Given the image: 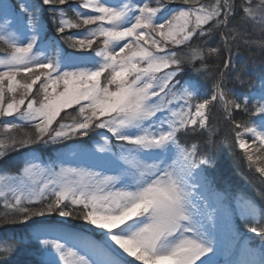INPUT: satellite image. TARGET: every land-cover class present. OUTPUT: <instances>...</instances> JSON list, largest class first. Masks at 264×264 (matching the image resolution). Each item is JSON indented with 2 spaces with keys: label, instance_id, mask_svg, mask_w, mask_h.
<instances>
[{
  "label": "snow or ice",
  "instance_id": "snow-or-ice-1",
  "mask_svg": "<svg viewBox=\"0 0 264 264\" xmlns=\"http://www.w3.org/2000/svg\"><path fill=\"white\" fill-rule=\"evenodd\" d=\"M152 2L80 0L73 8L69 0H21L19 11L0 2V42L6 46L0 58V117L36 121L35 137L0 139V157L45 137L66 140L103 129V143L88 151L102 153L101 166L114 173L62 167L37 183L32 179L37 165L29 163L21 177L0 188L7 210L0 223L31 229L30 238L47 257L44 264H217L212 257L221 250L219 229L232 240L240 237L201 189L212 161L216 129L211 121L218 110L249 167L264 160V74L260 88L248 94L237 95L226 84L229 76L244 83L233 46L257 43L251 36L258 32L264 49V0H182L186 7L166 17L164 0H154L155 7ZM42 6H49L61 36L83 29L65 37L80 55L64 53L58 39L41 35ZM214 35L220 44L208 46ZM199 39L204 44L194 46ZM49 47L54 57L46 55ZM213 55L223 63L207 95L195 78L178 79L183 65L198 61V71L210 75L206 61ZM74 105L79 119L54 128L61 112ZM18 127L6 122L3 131ZM205 133L203 151L185 139ZM255 171L264 180V166ZM54 213L83 220L97 238L51 228L47 218ZM241 219L247 232L264 241V208L245 199ZM15 250L16 244L0 248ZM253 253L248 244L238 245V258L224 264H264V245L259 260Z\"/></svg>",
  "mask_w": 264,
  "mask_h": 264
},
{
  "label": "rangeland",
  "instance_id": "rangeland-1",
  "mask_svg": "<svg viewBox=\"0 0 264 264\" xmlns=\"http://www.w3.org/2000/svg\"><path fill=\"white\" fill-rule=\"evenodd\" d=\"M202 0H200L201 2ZM0 2H7L10 4H15L17 5V11H19V4L21 3V0H0ZM25 3H36L40 4L39 0H24ZM110 4H118L121 2V0H108ZM123 2H128V0H123ZM133 2H140V0H133ZM69 3L72 5L73 8H76L78 4L80 3V0H69ZM151 6L155 7L158 6L154 0L151 3ZM66 10H68V5L62 6ZM180 7H186L183 5L181 2L177 3V5H170L168 3H164V11L162 12L163 16H169L171 12H173L175 9L180 8ZM69 11V16H71L73 19H75L74 14ZM82 11H87V10H82ZM43 22H44V32L41 34L43 36H46L48 40L50 39H58L60 43V47L63 50L64 53L66 54H72V55H80L79 52H75L71 47H69L68 43H65L62 40V36L58 33L55 32V24L52 23V13L48 11V8L45 10V14L43 12ZM83 29H72L70 34L76 33V32H82ZM99 42V41H98ZM97 42V44H98ZM47 43V40L41 42L39 44V47L43 48L44 44ZM3 47L2 49H5V45L3 42H1ZM99 45V44H98ZM98 45L94 44L93 47H97ZM3 50H0V58H3L5 55V52ZM46 55L50 57H54L55 52L54 50L49 47L45 49ZM187 51V49H185ZM186 64H193V63H186ZM264 69V68H263ZM184 69H182V72ZM181 72V75L178 77V79H181L183 81L185 78H195L196 80L199 81V84L201 86L203 94L207 95L213 85L212 79H210V75H205L201 74L200 71H193L190 75H186ZM264 74V71L263 73ZM260 75H255L253 77V85H248L245 84V90L237 88V91L235 93L237 95L244 93L248 94L251 92H255L260 88V80H259ZM22 78V77H21ZM257 83V84H256ZM256 84V85H255ZM38 88L37 86H34L33 92H36V89ZM74 109V111L78 114V106L74 105L72 108L66 109L71 110ZM63 112V111H62ZM61 112V113H62ZM79 119V118H78ZM6 122H13L16 123L20 126H34L36 121L32 122H27V121H22L19 120L16 116H2L0 117V137L2 135L8 136V133H5L3 131V126ZM61 122L64 123H71L72 119L68 117H64ZM54 125V124H53ZM58 127V124L55 126ZM106 130L103 129H94L89 132V135L87 137H73L71 139H66V140H56L55 142L59 144V146L55 149L52 150L51 154L45 153L42 154L41 151L34 149L33 147L35 144H30L26 147H20L15 149V151H21L23 150L19 157L17 158L16 156H13L9 159V161H12L9 165L5 164L2 165L1 159L6 156V154L3 157H0V177H4V181L0 183V188L4 187L5 184H10L12 182V178L15 177H21L22 176V170L26 166V164H35L37 165V168L34 171V175L32 179H34L37 183L41 181H46L49 179V174L52 170H55V172L59 173L60 169L63 168H87L91 169L92 171H99L103 172L106 175H112L114 174L111 172L107 167L101 166L100 161L97 159L98 156L103 155L102 153L97 152L96 156H93L88 150H95L98 148L100 144L103 143L101 136L99 133L105 132ZM109 137L111 138L110 134H108ZM6 139V138H3ZM7 142V141H6ZM112 143L114 145H119V142L113 140ZM236 150L240 153L241 157L244 158L243 153L241 150L236 148ZM113 151H118V148H113ZM8 152V151H7ZM6 152V153H7ZM10 152V151H9ZM41 152V153H40ZM44 153V152H43ZM9 154V153H8ZM245 159V158H244ZM246 163L248 164L247 169L249 170L250 174V180H249V188L250 189H257L256 192L254 193V197L258 200L253 199L254 197H251L248 191L249 188L243 189L242 191H245V194L243 196L236 195L232 197L229 192L222 193V190H219V188L216 186L217 184L214 182V177L208 178L206 175V183L205 187L201 189L203 192L204 196L207 197L208 203H211L214 205L218 210L219 214L226 218L227 220H230L232 228L240 233V237L236 240L230 239L229 236L225 235V230L223 227L219 229L220 232V238H221V250L217 253V255L213 256L212 259L217 261V264H220V260L227 261L230 259H236L238 258L236 255L237 252V246L238 245H244L248 244L249 247L254 249V253L252 258L259 260L260 258V253L259 249L261 248L262 245H264V241H261L260 243H256V241L260 240L259 237L255 236L254 234H251L246 231V225L244 221L241 219V209H242V204L245 199L250 200L254 202L258 207L264 208V180L260 177V174L255 171V166H264V160L257 161V164L253 167H249L248 161L245 159ZM6 165V166H5ZM16 170V171H15ZM207 171H210L209 169ZM208 174V173H207ZM31 180H28V183L31 184ZM252 186V187H251ZM6 195L8 196L9 199H11V193H7ZM258 201V202H257ZM0 219L3 220V214L7 211L4 208V198L0 197ZM57 225L53 226L54 228H60V229H74L79 232H83L84 234L91 235L93 238H96L93 236V231L89 225H87L83 220H81V225L77 228H72L69 227V223L67 218H62L56 215L55 217ZM38 219H44V218H38ZM47 219H50L48 217ZM31 224V221L29 222ZM15 227L23 228V225L15 224ZM243 227V228H242ZM31 231V229H29ZM99 230H95V232L98 234ZM30 233V232H29ZM37 244L39 249L37 252H41V259L42 262L47 259L42 253L41 246L34 240L32 239L31 241H24L21 243L25 249L23 251L25 252H35V249L33 248V244ZM31 249V250H30ZM211 255V254H210ZM71 259V258H70ZM132 259V258H129ZM224 264V262H223Z\"/></svg>",
  "mask_w": 264,
  "mask_h": 264
},
{
  "label": "trees",
  "instance_id": "trees-1",
  "mask_svg": "<svg viewBox=\"0 0 264 264\" xmlns=\"http://www.w3.org/2000/svg\"><path fill=\"white\" fill-rule=\"evenodd\" d=\"M180 2L182 3V0H175V2L173 3H168L167 0H164V3H168L170 5H177V3ZM201 2L210 3L212 2V0H202ZM42 7L44 10L43 12L45 14V10L49 6ZM67 35H70V33L66 32L62 36V40L65 43H68L65 39ZM251 38L257 40L258 42L249 46H245V44L241 42L238 46L232 47L231 54L233 62L236 65L237 69L242 70V79L244 81L243 85H241L238 81H236L233 76H229L226 79L227 87L233 90L234 92L237 91L236 87L243 90L245 88V84L253 85V77L255 75L261 74L264 68V49H262L260 46L259 33H253ZM202 44H204L203 39L193 41L194 46ZM219 44L220 39L218 35H214L213 38L208 41V46H218ZM96 45L98 44L96 43ZM2 48L3 47H1L0 45V50H3ZM206 63L208 68L213 70L210 74V79H212V82L214 83V77L218 75L216 69L222 67L223 58L213 55L207 58ZM200 68L201 63L199 61L195 64H185L183 65L184 71L182 73L183 75H190L193 71H198V69ZM18 79H21V77H18ZM64 117H68L70 119H73L74 117L77 119L79 118L78 114L74 111V109L63 111L60 117L57 118V122L54 123L53 127L55 128V126L59 122H61ZM211 124L216 129V132L213 136V139L215 141V147L212 150V161L209 165H207V169L210 170L208 171V174L211 175V177H214V182L217 184L216 186L219 188V190L224 191V193L229 192L231 196L237 195L238 193H245L247 188H249L248 186L250 180L249 170L247 169L248 164L246 163L245 159L241 157L240 153L236 150V147L233 144L232 133L229 129V126L225 122L221 111H216V115L211 121ZM25 134H31L33 137H35V127L28 125L20 126L17 129L13 130V132L8 133L7 135L15 136L17 139H20ZM8 136L2 135L0 139L6 138ZM185 139L189 143L200 144L201 150L203 151L204 141L207 139V133H205L204 136L194 135L185 137ZM32 144H35L33 148L41 151L42 154H51L52 150H55L59 146L58 143L53 140H49L47 137H45L43 141L35 142ZM22 151L23 150H11L10 152L8 151L6 153V156L1 159L2 165H4V163L9 165L12 162L9 161V159L13 156H16L18 158ZM243 189L246 190L241 192ZM249 190V195L251 197H254L253 195L257 189L249 188ZM257 200L259 199L257 198ZM56 215L57 214L55 213L52 214V216H50L49 221H55ZM67 220L69 223L68 225L72 227L77 228L81 225V219H78L75 216L69 217L67 218ZM15 226V224L11 223H0V248L7 247L9 244H16L15 251L10 253L0 252V264H44L41 259V252H37L39 249L37 244L32 243L34 245L33 248L35 249V252L23 251L25 247H23L21 243L26 240H32V238H30L29 236V228H19Z\"/></svg>",
  "mask_w": 264,
  "mask_h": 264
},
{
  "label": "bare ground",
  "instance_id": "bare-ground-1",
  "mask_svg": "<svg viewBox=\"0 0 264 264\" xmlns=\"http://www.w3.org/2000/svg\"><path fill=\"white\" fill-rule=\"evenodd\" d=\"M253 199H255V198H253ZM255 200H257V199H255ZM258 201H260V200H258ZM257 201V202H258ZM54 229H56V230H61L60 228H54ZM65 230H68V231H71V232H74V233H81V232H79V231H76V230H74V229H71V228H68V229H65ZM83 233V232H82ZM84 234V233H83ZM85 235H88V234H85ZM88 236H91V235H88ZM92 237V236H91ZM93 238V237H92ZM97 238V237H96ZM93 239H95V238H93Z\"/></svg>",
  "mask_w": 264,
  "mask_h": 264
}]
</instances>
